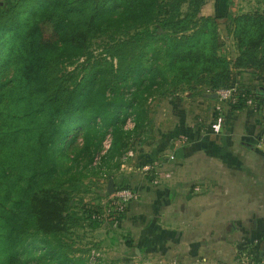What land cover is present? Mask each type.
I'll return each instance as SVG.
<instances>
[{"label": "trees", "instance_id": "1", "mask_svg": "<svg viewBox=\"0 0 264 264\" xmlns=\"http://www.w3.org/2000/svg\"><path fill=\"white\" fill-rule=\"evenodd\" d=\"M201 7L202 0L0 3V264H24L20 252L34 239L61 255L51 235L79 224L71 211L76 185L55 177L59 156L78 149L92 160L110 132L100 166L119 167L134 135L152 136L150 99L213 94L234 83V72L264 84V6L230 15L239 50L233 59L221 51L219 17L201 15ZM95 43L104 56L93 54ZM262 85L239 88L264 96ZM231 106L248 105L241 95ZM14 157L21 186L3 166ZM14 197L8 212L2 202Z\"/></svg>", "mask_w": 264, "mask_h": 264}, {"label": "crops", "instance_id": "2", "mask_svg": "<svg viewBox=\"0 0 264 264\" xmlns=\"http://www.w3.org/2000/svg\"><path fill=\"white\" fill-rule=\"evenodd\" d=\"M153 120L152 136L129 165L137 193L122 215L129 230L163 255L182 242L186 264L230 263L235 245L248 261L259 246L264 257L260 113L249 106L236 111L212 93L185 92L165 98Z\"/></svg>", "mask_w": 264, "mask_h": 264}, {"label": "rangeland", "instance_id": "3", "mask_svg": "<svg viewBox=\"0 0 264 264\" xmlns=\"http://www.w3.org/2000/svg\"><path fill=\"white\" fill-rule=\"evenodd\" d=\"M16 2L17 0H0V3L6 7H10ZM263 6L264 0H202L201 15L219 17V31L223 41L221 51L224 55L233 59L238 55L239 50L237 43L233 38V33L229 34V28H231L230 15L235 16L243 13H250ZM91 49L96 57L104 56L103 47L98 43H95ZM74 66H70L69 69H73ZM232 75L233 79H235L236 85L239 87L251 86L253 89L257 85H262V82L248 71L241 74L234 72ZM198 89L205 90V88ZM172 97L182 99V92H179ZM163 100L164 99L161 97L149 100V105L151 106L150 115L152 118H154L155 114L158 112V106H160ZM229 106L231 105L229 104ZM132 117L133 116L130 115L126 121L125 127L127 129H132L134 126ZM150 131L152 132V128ZM150 131L148 132L149 135L151 133ZM34 138H37V136ZM109 140H112V134L110 132L104 137L99 152L96 153L92 160H90V155L88 153L78 155V149H70L66 155L58 157L59 172L56 171L55 177L64 181L65 187H70L72 184L76 185L73 192L75 204L71 208V211L76 213L79 217V224L68 228V230L59 235H51L50 240L52 244H61L63 248V253L61 255L58 256L53 251L49 252L44 248V243L38 239H34L23 245L22 252H20L19 255L21 263L186 264L182 263V242L176 247H171L174 249L165 247V253L163 255V253L159 252V249L156 246L148 247L149 241H147L145 237L137 238V234L139 233H135L133 228L129 230V227H131L130 221L128 217L124 218L122 215L124 209H126L130 202L122 205L118 214L110 215V213H108V210L112 207L111 203L113 201L112 193L106 194L110 177L113 176L115 178V189L132 186L133 178L129 174V171L131 170L129 169V165L134 162L132 152L137 150V146L141 141L144 143L147 139H142L137 135H134L130 139L128 151L122 158V164L119 167L114 164H111L110 166H100V157L107 150ZM22 142L23 144L19 143L16 146L17 149L25 146L24 141ZM19 164H21V160L14 157L9 160V163H3V166H6V175L10 176L7 177L8 181L11 182L16 180L19 186H21L24 185L26 179L13 176V172H18ZM15 199L16 198L14 197L11 200H6L4 203L2 202L8 212L9 210H12L11 204ZM98 221H100V224H97ZM126 238L131 239L132 243L128 244ZM235 248L236 251L234 252L230 263L204 262L200 264L264 263V257H260V253L263 249L261 246L253 250V253L251 254L252 259L250 258L249 261L246 259V256L242 254L243 250L240 246L235 245ZM134 252H137L136 255ZM72 258L76 259L75 263L70 261ZM190 264L199 263L196 262Z\"/></svg>", "mask_w": 264, "mask_h": 264}, {"label": "built area", "instance_id": "4", "mask_svg": "<svg viewBox=\"0 0 264 264\" xmlns=\"http://www.w3.org/2000/svg\"><path fill=\"white\" fill-rule=\"evenodd\" d=\"M218 94V99L225 104H234L237 102L239 96H243L246 99L247 105L253 108L255 111L259 112L262 116V120L264 123V96H259L255 94L254 91L250 93L242 91L236 83H233L231 86L222 88L216 91ZM223 123L222 117H220L216 123L215 130L219 131ZM264 130V128H263ZM111 144V140L108 141L107 147L109 148ZM261 147L264 149V132L262 139L260 141ZM107 148V149H108ZM137 198V193L131 188H120L115 189L112 193V207L110 205V212L112 211H120L122 205L127 204ZM255 264H264V263H255Z\"/></svg>", "mask_w": 264, "mask_h": 264}, {"label": "water", "instance_id": "5", "mask_svg": "<svg viewBox=\"0 0 264 264\" xmlns=\"http://www.w3.org/2000/svg\"><path fill=\"white\" fill-rule=\"evenodd\" d=\"M212 96H214L215 98H217L218 97V94L217 93H213ZM114 189H115L114 179L113 178H110L109 181H108L107 191H108V193L111 194V193H113ZM136 251L139 252L138 250H136Z\"/></svg>", "mask_w": 264, "mask_h": 264}]
</instances>
